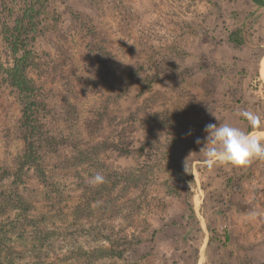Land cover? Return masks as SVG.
<instances>
[{
    "label": "trees",
    "instance_id": "1",
    "mask_svg": "<svg viewBox=\"0 0 264 264\" xmlns=\"http://www.w3.org/2000/svg\"><path fill=\"white\" fill-rule=\"evenodd\" d=\"M128 3L107 8L117 9L127 37L134 27L143 33ZM80 6L0 0V91L18 107L4 133L15 147L0 151V264H139L149 216L167 207L166 196H189L194 183L189 143L172 132L173 105L151 91L132 110L123 106L136 100L128 74L140 65L115 70L120 55L98 20L103 5ZM73 36L83 72L71 56ZM96 172L105 183L93 186Z\"/></svg>",
    "mask_w": 264,
    "mask_h": 264
},
{
    "label": "rangeland",
    "instance_id": "2",
    "mask_svg": "<svg viewBox=\"0 0 264 264\" xmlns=\"http://www.w3.org/2000/svg\"><path fill=\"white\" fill-rule=\"evenodd\" d=\"M64 1L79 9L80 3L90 2ZM109 2L100 0L106 13L98 20L106 22L120 55L113 56V66L140 65L128 74L136 100L128 97L123 106L132 110L141 92L159 91L162 100L169 99L179 121L172 132L189 143L194 178L187 182L189 196H166L167 207L149 216L138 263L264 264V159L247 166H210L200 152L209 123H230L264 138V127L252 128L240 115L249 110L264 120V0H128L143 32L134 27L128 37L120 29L125 24H116L122 19L117 9L107 11ZM67 25L64 20L62 33L70 38ZM69 47L76 70L83 72V50L74 36ZM154 74L159 79L153 84ZM145 85L150 88L141 91ZM17 109L13 95L0 91L3 153L8 143L4 133L11 135L5 129L14 124ZM10 142L6 148L13 149L15 141ZM188 202L193 217L187 213Z\"/></svg>",
    "mask_w": 264,
    "mask_h": 264
},
{
    "label": "clouds",
    "instance_id": "3",
    "mask_svg": "<svg viewBox=\"0 0 264 264\" xmlns=\"http://www.w3.org/2000/svg\"><path fill=\"white\" fill-rule=\"evenodd\" d=\"M240 115L252 128L264 127V120L253 111L241 110ZM203 144L200 152L210 166L215 164H230L233 166H247L256 159H264V138L250 134L230 123H209L205 126ZM190 134V133H189ZM201 144L200 138L195 141ZM89 183L93 186L105 183V176L96 172L90 177Z\"/></svg>",
    "mask_w": 264,
    "mask_h": 264
},
{
    "label": "crops",
    "instance_id": "4",
    "mask_svg": "<svg viewBox=\"0 0 264 264\" xmlns=\"http://www.w3.org/2000/svg\"><path fill=\"white\" fill-rule=\"evenodd\" d=\"M252 130L249 131V133L251 132ZM264 137V136H263Z\"/></svg>",
    "mask_w": 264,
    "mask_h": 264
}]
</instances>
